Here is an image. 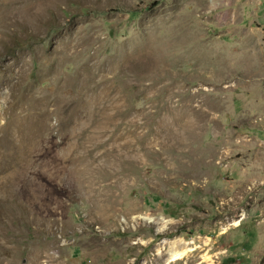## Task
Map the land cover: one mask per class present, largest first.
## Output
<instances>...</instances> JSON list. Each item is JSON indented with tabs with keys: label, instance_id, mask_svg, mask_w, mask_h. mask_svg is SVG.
Segmentation results:
<instances>
[{
	"label": "rangeland",
	"instance_id": "1",
	"mask_svg": "<svg viewBox=\"0 0 264 264\" xmlns=\"http://www.w3.org/2000/svg\"><path fill=\"white\" fill-rule=\"evenodd\" d=\"M0 264H264V0H0Z\"/></svg>",
	"mask_w": 264,
	"mask_h": 264
},
{
	"label": "bare ground",
	"instance_id": "2",
	"mask_svg": "<svg viewBox=\"0 0 264 264\" xmlns=\"http://www.w3.org/2000/svg\"><path fill=\"white\" fill-rule=\"evenodd\" d=\"M179 245V244H178ZM177 247V246H176ZM187 250V249H186ZM186 250H177L173 249L170 252L168 262H174L176 260L182 259L183 256L187 253ZM186 256V255H185Z\"/></svg>",
	"mask_w": 264,
	"mask_h": 264
}]
</instances>
